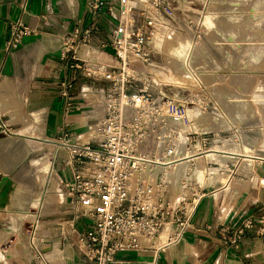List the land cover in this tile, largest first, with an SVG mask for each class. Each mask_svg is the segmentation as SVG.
Masks as SVG:
<instances>
[{
    "label": "built area",
    "instance_id": "obj_1",
    "mask_svg": "<svg viewBox=\"0 0 264 264\" xmlns=\"http://www.w3.org/2000/svg\"><path fill=\"white\" fill-rule=\"evenodd\" d=\"M86 7L96 18L107 15L112 20L102 48H112L119 62L97 66L103 70L100 76L92 74L87 66L84 69L86 76L109 82L108 88L100 90L104 114L89 125L90 130L95 126L97 135L72 142L65 132L74 163L84 165L89 172H74L67 183L69 196L78 208V217L89 219L91 225L78 229L71 224L70 239L82 260L68 261L61 251L54 250L49 238L40 235L37 217L29 229L26 264H126L119 256L131 251H154L155 257L146 264H157L158 253L183 238L206 194L194 172L196 164L180 173L176 164L212 151L215 139L205 132L184 129L192 121L190 107L200 105L198 97L176 99L152 91L155 82L149 68L155 56L154 29L162 14H173L170 3L87 0ZM11 29L7 50L19 48L26 36L36 33L21 20L12 22ZM102 29L95 23L63 35L62 57L76 60L71 67L79 69L88 61L77 57L78 48L89 44L93 34ZM72 87L71 80L61 82L60 95L67 112L74 108ZM0 127L7 130L2 116ZM254 221L247 218L233 228L222 227L223 240L239 247ZM262 229L258 231L264 234V221Z\"/></svg>",
    "mask_w": 264,
    "mask_h": 264
},
{
    "label": "crops",
    "instance_id": "obj_2",
    "mask_svg": "<svg viewBox=\"0 0 264 264\" xmlns=\"http://www.w3.org/2000/svg\"><path fill=\"white\" fill-rule=\"evenodd\" d=\"M167 1L173 9V14L167 17L173 19L184 17L190 11L198 12L196 9L203 3V0ZM86 2L0 0V99L4 100H0V116L7 125L6 131L0 127V236L11 234L13 230L18 235L21 231V222L27 218L20 214L29 209L33 211L37 194L43 192L35 169L41 170L39 179L52 162V177L63 200L57 208L49 207L42 214L50 216L48 222L59 228L58 235L47 238L52 241L54 250L65 254L68 261L73 260L67 246L60 245L55 238L67 236L68 241L71 224L85 229L91 221L78 217V208L69 196L67 183L74 172H89L84 165L74 163L75 157L65 142V132H69L72 142H81L80 139L89 134V125L97 118L87 117L97 107L86 97V87L100 92L109 87V82L86 76L87 62L81 63L79 69L71 67L76 60L71 56L62 57L63 35L77 27L83 30L100 23L102 31L94 33L89 44L80 45L77 57L93 60L97 66L119 63L112 48H102L113 26L112 20L107 15L100 18L91 15ZM17 20L36 29V33L26 36L19 48L7 50L11 23ZM162 28L161 34L166 30ZM156 43L162 45L159 37ZM63 80L73 82L70 93L74 108L70 112L65 110V99L60 95ZM97 105L103 109L101 102ZM252 129H239L243 131L247 151L230 153L232 159L239 160L237 164L221 163L227 160L222 157L209 161L205 154L199 156L200 165L196 166L195 174L203 182L206 194L183 238L160 251L157 264H264V234L258 231L259 228L263 231L264 221V151L258 145L263 139L258 143ZM45 160L48 162L41 165ZM247 218L255 219L254 227L247 230L239 247L226 243L220 229L233 228ZM7 238L4 236L3 240ZM12 247H15L14 241ZM6 255L9 257L8 253ZM119 257L126 264H146L153 260L155 252H123Z\"/></svg>",
    "mask_w": 264,
    "mask_h": 264
},
{
    "label": "rangeland",
    "instance_id": "obj_3",
    "mask_svg": "<svg viewBox=\"0 0 264 264\" xmlns=\"http://www.w3.org/2000/svg\"><path fill=\"white\" fill-rule=\"evenodd\" d=\"M235 7L245 11V13L243 16L241 15L242 17L237 16L235 19H229L230 13H227V11ZM196 10L198 12L190 11L181 18L179 16H176V19L168 18L167 14H162L161 18L158 19L152 42L155 57L153 65L149 68L153 73L155 82L152 91L156 94L162 92L176 99L190 98L189 96L198 97V100H196L198 103L200 102V105L190 107L189 113L192 121L188 122L184 129L189 132L192 130L205 132L214 137L215 142H213L212 148L224 152L228 151L224 147L225 143L235 144L238 142L237 139H233L235 136H231L234 135V131L225 122L224 114H226L227 117L231 118V122L236 128L242 130L253 128L251 132L258 136L257 142L260 143L259 141L263 139L262 144L258 145L264 151V56L259 61L253 60L252 57L259 52L261 47L264 48V0H203L201 7ZM162 27H165L166 30L161 34ZM156 34H158L157 38ZM171 34H174L173 39L182 41L185 47L187 45L189 48L193 42L197 45L192 60H186L183 55L182 65L185 66L188 61L191 62L190 67L195 71L201 69L212 70L203 77V83H199L193 78H190L191 81L183 82L184 84L178 86L160 82L162 77L158 75L159 72L165 70L176 72L178 71L177 67L181 65V62L174 56L175 52L166 48ZM158 37L159 42L162 44L161 47L156 43ZM88 61V68L91 73L100 76L103 70H98L95 61ZM180 78L184 79L183 77ZM85 93L90 103L96 104L94 108L97 107V110L90 113L87 118L101 119L104 110L99 108L100 106L97 104L102 101V95L90 86L86 87ZM193 108L200 113L199 118L193 115V110H191ZM199 119H201V122ZM94 123L96 122L92 121L91 125H94ZM92 128L93 130L88 128L90 132L80 139L81 142L97 135L94 129L95 126H92ZM229 134L231 135L229 136ZM207 160L213 161L215 159ZM224 161H233L234 164L239 162L235 158L223 160L221 163ZM46 162L48 160L43 161L41 165ZM206 166H208L207 163ZM40 174L41 170L36 167L35 176L39 185L38 176ZM52 183V191L48 196L49 203L41 210L37 206H33L34 213L39 214L37 216L40 221L39 233L45 238H53V236L58 235L59 228L55 226V223L48 222L50 216H44L43 214L49 207L57 208L63 200V195L59 192L54 178ZM31 222L30 219L22 221L19 227L21 231L18 232V235L15 230L11 234H7L8 232L1 234L3 237H8L7 240H3V237L0 236L1 264L27 263ZM69 236L73 235L70 234ZM61 238V236H58L55 241L60 245L67 246V251L70 253L69 257L73 261L82 260V256L72 239L69 238L67 241V236ZM13 241L15 242L17 254L8 257L6 255L8 251L14 249L12 247ZM64 256L66 259L65 254Z\"/></svg>",
    "mask_w": 264,
    "mask_h": 264
},
{
    "label": "bare ground",
    "instance_id": "obj_4",
    "mask_svg": "<svg viewBox=\"0 0 264 264\" xmlns=\"http://www.w3.org/2000/svg\"><path fill=\"white\" fill-rule=\"evenodd\" d=\"M228 12L230 13L229 19H235L237 16L238 17L241 16V15L243 16V14L245 13V11L239 10L236 7L232 8L229 11H227V13ZM216 16H218V15H216ZM259 19H261V18H259ZM156 36H158V34H156ZM172 36L174 37V34H171L170 37L168 38L169 40L167 42L166 48L169 51L173 50L175 52L174 56H175V58L178 61L181 62V65L177 67L178 71H176V72H173V70H165L163 72H159L158 75H160L162 77V78H160V80H161L160 82L161 83L163 82V83H166V84H173V85L178 86V85L184 84L183 82L191 81V79L193 78L195 81H197L199 83H203V79H204L203 77H205L207 74H209L212 70H210V69H201V70H198V71L196 70L197 71L196 72L195 69L190 67V63L191 62L189 63L188 61L186 62L185 66L182 65L183 55H184L186 60H192L191 58L193 57V54H195V50L197 48V45L193 42L192 44H190L189 48L187 47V45L185 47V45L182 43V41L175 40V39L172 38ZM258 48H260V47H258ZM262 56H264V48L261 47L259 52L257 54H255L254 56H252V57H253V60L259 61L262 58ZM180 77H183L184 79H182ZM1 89L2 88H1V84H0V90ZM2 101H4V100L2 99L1 102ZM191 110H193V115L195 117L199 118L200 113L194 108L191 109ZM224 118H225V122L234 131L235 139L237 138L238 142L235 143V144L234 143H231V144L225 143L224 147H226L228 149V151H224L223 153H221L222 151H220L219 149L216 150V148L214 150L210 151V152H207L205 154L207 159H216V158H220V157L226 158V159H229V158L232 159L233 157L230 154L231 152L247 151V148L245 147L246 145L244 144L245 140H244V137L242 136V132H240V130L238 128H236V126L234 124H232L231 118H229V116L227 117V115L224 114ZM199 121L201 122V119H199ZM180 149H181V147H180ZM180 152L181 151L179 150V153ZM186 154L187 153L185 152V153H183L181 155H186ZM198 159L199 158L193 159V158L187 157V158H183L182 160H180L176 164V167L178 168L179 173L181 171H183L184 169L191 168L193 162L197 166L198 165ZM218 160H220V159H218ZM194 172H196V170H194ZM200 172H202L200 174H203V171H200ZM204 173H205V171H204ZM171 176H173V175H171ZM39 182H40V185L43 188V192H40V193L37 194L33 204L36 205L40 209L44 204L49 202L48 196H49V194L52 191L51 190L52 187H53V185H52L53 184L52 183L53 182L52 162H49V164L47 165V171L39 177ZM20 215L24 216L23 218H27V219H30V220H36L37 219L36 213H34V211H32L30 209L26 210L24 213H22ZM14 249L8 252L9 257L10 256H14V255L17 254V249L15 247H14Z\"/></svg>",
    "mask_w": 264,
    "mask_h": 264
}]
</instances>
